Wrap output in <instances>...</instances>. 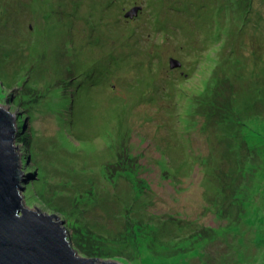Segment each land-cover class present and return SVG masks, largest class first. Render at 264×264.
I'll list each match as a JSON object with an SVG mask.
<instances>
[{"label": "rangeland", "instance_id": "1", "mask_svg": "<svg viewBox=\"0 0 264 264\" xmlns=\"http://www.w3.org/2000/svg\"><path fill=\"white\" fill-rule=\"evenodd\" d=\"M0 104L23 202L66 217L80 255L264 264V0H0Z\"/></svg>", "mask_w": 264, "mask_h": 264}, {"label": "water", "instance_id": "2", "mask_svg": "<svg viewBox=\"0 0 264 264\" xmlns=\"http://www.w3.org/2000/svg\"><path fill=\"white\" fill-rule=\"evenodd\" d=\"M138 8L126 16L133 17ZM181 66L182 61L170 58L171 68ZM17 114L0 104V264H125L117 258L80 255L66 217L23 202Z\"/></svg>", "mask_w": 264, "mask_h": 264}, {"label": "trees", "instance_id": "3", "mask_svg": "<svg viewBox=\"0 0 264 264\" xmlns=\"http://www.w3.org/2000/svg\"><path fill=\"white\" fill-rule=\"evenodd\" d=\"M176 7V6H175ZM181 8V9H180ZM184 9V7H181V6H179V7H177V10L178 11H181V10H183ZM158 21L160 22V20H157L156 22L158 23ZM161 24H163V23H161ZM157 29L158 30H161V27H157ZM168 31V30H167ZM163 35V34H162ZM156 37H159V35H157ZM229 41L228 40H226L224 43V45H226L227 43H228ZM214 48H216V47H214ZM211 79V80H210ZM209 80L213 83V84H207L209 87L208 88H206L207 90L208 89H210V92H211V94L213 93V89H216L215 87H216V85H217V83H218V81H216V79H212V78H209ZM222 81H225V82H228V83H230V85L233 83L232 82V80H231V77H229V76H227V78L226 79H222ZM208 82V81H207ZM207 85H206V87H207ZM205 89V90H206ZM200 96L202 95V94H199ZM237 96H232L231 98H228L227 99V103H233V104H235L236 106H235V108H238V110H235L234 109V112H235V114H241V112H242V109L240 108V107H238V99L236 98ZM207 98V99H206ZM211 99V100H210ZM231 99V100H230ZM203 100L205 101V100H210V102H208L207 104H203L202 103V105L204 106V107H207L208 108V110L209 111H207V114L208 115H210V116H215V122L216 123H219V121H222V120H224L225 119V117H227V116H230V114H234V113H232L231 111H228V108H227V106H229V105H226V106H222V107H216V101H214L215 100V98L213 97V94L212 95H209L208 97H205V98H203ZM202 100V102H204ZM243 100V99H242ZM245 100H243V102H244ZM244 107H246V106H244ZM244 107H243V109H244ZM221 115V116H217V115ZM222 118V119H221ZM226 182H228V181H226ZM212 186H214V191L215 192H218L217 193V195H226V194H231V192H228V185H226L225 183H223V182H220V187H219V189L215 186V185H212ZM223 186V187H222ZM222 192H221V191ZM222 193V194H221ZM231 199V198H230ZM232 201V202H231ZM231 201H229V203L227 204V206L226 207H223V209H221L220 210V212H219V215L221 216V217H223L224 219H225V224L223 225V226H227L226 225V223L229 225V224H231L232 223V220L234 219L235 221H237V220H239L240 219V216H241V212H240V210L239 209H236V207L238 206L237 204L238 203H236V205L234 204V201L233 200H231ZM229 218V219H228ZM222 226V227H223ZM219 229H221V226H218V227H213V228H211V230H213L214 232H216L217 233V231L219 230ZM218 235H219V233H218ZM244 252L247 254V255H249L248 253H247V251L246 250H244ZM87 257H95L96 255L95 254H89V255H86Z\"/></svg>", "mask_w": 264, "mask_h": 264}]
</instances>
